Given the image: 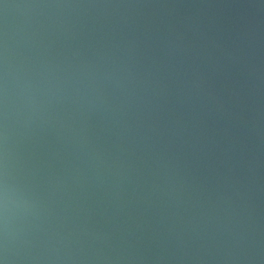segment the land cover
<instances>
[{"label":"water","instance_id":"water-1","mask_svg":"<svg viewBox=\"0 0 264 264\" xmlns=\"http://www.w3.org/2000/svg\"><path fill=\"white\" fill-rule=\"evenodd\" d=\"M0 264H264V0H0Z\"/></svg>","mask_w":264,"mask_h":264}]
</instances>
